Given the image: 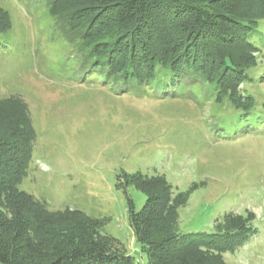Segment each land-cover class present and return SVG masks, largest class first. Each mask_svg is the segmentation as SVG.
Instances as JSON below:
<instances>
[{
	"label": "rangeland",
	"instance_id": "374dc122",
	"mask_svg": "<svg viewBox=\"0 0 264 264\" xmlns=\"http://www.w3.org/2000/svg\"><path fill=\"white\" fill-rule=\"evenodd\" d=\"M31 3L0 0L12 25L11 39L0 43V99L22 102L35 131L19 189L51 212L78 210L101 221L102 234L117 241L114 249L146 264L127 214V200L139 211L146 195L126 184L127 176L162 175L172 198L185 193L179 234L212 233L225 217L249 220L257 232L225 253L224 262L264 264V126L225 134L218 122L224 107L217 109L201 83L173 95L116 94L111 85L67 76L77 46L65 42L59 21ZM242 3L257 10L264 26V2ZM245 54L256 81L244 87L261 105L264 49ZM9 110L0 107L1 129L11 121ZM53 223L60 235L73 230V222Z\"/></svg>",
	"mask_w": 264,
	"mask_h": 264
},
{
	"label": "trees",
	"instance_id": "16d2710c",
	"mask_svg": "<svg viewBox=\"0 0 264 264\" xmlns=\"http://www.w3.org/2000/svg\"><path fill=\"white\" fill-rule=\"evenodd\" d=\"M28 1L59 21L65 42L77 46L75 59L64 66L67 76L111 85L116 94L145 89L173 95L201 83L217 109L224 107L226 116L218 122L225 134L264 126V103L258 105L244 87L256 81L245 51L264 49V26L242 0ZM11 27L0 7V43L11 39ZM6 105L12 113L0 128V264H135L102 234L101 221L78 210L51 212L19 189L35 131L22 102L0 99V107ZM127 183L146 195L139 211L127 200L129 225L146 264H225L223 255L257 232L249 220L225 217L212 233L179 234L177 209L185 193L172 198L162 175L136 173ZM54 221L73 222V230L60 235Z\"/></svg>",
	"mask_w": 264,
	"mask_h": 264
}]
</instances>
